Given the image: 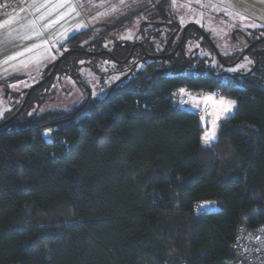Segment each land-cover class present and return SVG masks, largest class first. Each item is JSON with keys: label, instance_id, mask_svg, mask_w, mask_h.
<instances>
[{"label": "trees", "instance_id": "trees-1", "mask_svg": "<svg viewBox=\"0 0 264 264\" xmlns=\"http://www.w3.org/2000/svg\"><path fill=\"white\" fill-rule=\"evenodd\" d=\"M168 4L146 19L153 34L172 21ZM198 66L149 67L89 111L53 115L51 143L35 124L52 119L29 114L47 85L34 90L0 128V264L232 263L239 223L264 225V56L239 85L220 86L221 70ZM179 86L237 99L212 145L202 146L200 116L172 105ZM205 200L218 209L195 214Z\"/></svg>", "mask_w": 264, "mask_h": 264}, {"label": "rangeland", "instance_id": "rangeland-1", "mask_svg": "<svg viewBox=\"0 0 264 264\" xmlns=\"http://www.w3.org/2000/svg\"><path fill=\"white\" fill-rule=\"evenodd\" d=\"M163 1L165 0H104L102 3L97 0H47L43 8L24 11L25 13L18 9L7 12L0 8V122L17 106L18 99L9 93L27 90L41 81L48 66L66 50L77 44L88 50H102L111 48L114 42L121 39L137 38L139 28L145 24L146 19L155 18V9ZM184 1L170 0L168 6L170 12H173L171 16L180 25L196 23L205 29L227 57L236 55L239 47L245 45L238 33L239 29L252 32L256 39L264 37V0H249L248 11L238 13L241 14V19L228 13L229 18H225L224 11L219 5L215 6L214 0H199L197 3H192V0ZM252 24L257 27H251ZM148 31L149 28L146 33ZM74 34H78L79 38L71 43L69 39ZM148 38L149 42L153 39L150 36ZM157 42L156 40L153 44L160 49L161 45ZM253 54L246 55L237 65L225 69V72L239 76L248 73L255 64ZM71 60L64 64L66 68H71L55 73L39 96L43 100L29 114H36L38 117L46 113L52 119L53 115L63 113L61 120L72 119L84 106L89 111L103 99L118 78L119 74L113 72L115 63L106 57L81 55L74 56L73 62ZM241 65L246 67H240ZM93 93L96 95L93 96ZM209 96H212V100L206 99ZM187 98L186 109L197 114L204 105H210V118L200 117L204 128L202 136L212 127L213 112L219 111L220 99L234 102L230 111L222 113L217 121V141L221 125L235 112L237 99L223 94L216 95L205 89L188 90ZM84 114L78 115L77 121ZM58 120L35 124L41 126L40 135L48 143L55 140L53 127L57 125L51 128L47 124L58 123ZM215 141L207 145L210 146ZM202 145L206 146L203 142ZM216 206L218 209L217 204Z\"/></svg>", "mask_w": 264, "mask_h": 264}, {"label": "flooded vegetation", "instance_id": "flooded-vegetation-1", "mask_svg": "<svg viewBox=\"0 0 264 264\" xmlns=\"http://www.w3.org/2000/svg\"><path fill=\"white\" fill-rule=\"evenodd\" d=\"M147 25H149V27L152 26L150 22L146 21V23L139 28L137 38L133 40L121 39L120 41L114 42L111 48L102 49V50H107L108 52L102 53L100 55H94V56L90 55L95 58L106 57L109 61L115 63V68L113 72L119 74L117 80L113 82L110 89H108L107 95L103 99H105L115 87L129 83L133 79L134 75H136L138 72L141 71L149 72L152 69H147V68L155 67L157 65H160L161 63H164L169 67L171 65V62H179V63L183 62L185 64H190L193 62L194 64L200 65L197 67V70L207 69L209 72L212 73H215L217 70H221L222 74H220L219 76L227 75L230 78L232 77L234 82H237L236 76L239 75L228 74L227 72H225V69L237 65L241 60L244 59L246 55L254 53L253 55H255V64L253 68L250 71H248V73H252L260 65L261 59L264 56V55H260L259 57H257V55L255 54L259 50H264V41H263L254 45L235 65L226 66L220 61L210 41L200 30V28L202 27H200L196 23L190 25L185 31V36L182 46H179V44L183 38L184 25H180L179 23H177L175 21V18H173L172 21L160 22L159 26L161 27L160 29L161 31L159 32L160 34L158 35L153 34L152 32L153 30L148 31V33H146L147 29L149 28L147 27ZM204 31L206 30L204 29ZM163 33L165 34L164 37H163ZM206 33L210 37V34L207 31ZM238 33L242 36L243 40L245 41V45H241L239 47L238 53L234 56L227 57L226 55H224L219 50L218 45L212 40L216 45L217 49L219 50L221 56L228 64H231L234 61L238 60L243 54V52L246 50V48L252 42L260 39V38L256 39V37L252 35V32L248 33L244 30L239 29ZM148 36L153 38L150 42ZM156 40L158 41L157 43H160L161 45L160 49L153 44V42H156ZM76 47H81V45L79 44ZM97 51H101V50H97ZM83 55H88V54H83ZM155 55L163 56L164 58H155L154 57ZM94 63L97 62L94 61ZM256 63L258 64L256 65ZM60 66L61 64L58 66L56 72L59 69H61ZM69 68L71 67L69 66L68 68L62 67V69H69ZM174 70L170 69V71L166 73H171ZM184 70L185 69H183V71ZM49 71L50 70H47L43 77H46ZM52 78L45 85H48L49 82L52 80ZM9 94L15 96L18 99L16 105L21 106V104L24 101L26 92L22 90L21 92H17V93L10 92ZM7 96L9 95L7 94ZM103 99H100V101ZM21 113L17 117H19ZM3 120L5 119H2V121Z\"/></svg>", "mask_w": 264, "mask_h": 264}, {"label": "built area", "instance_id": "built-area-1", "mask_svg": "<svg viewBox=\"0 0 264 264\" xmlns=\"http://www.w3.org/2000/svg\"><path fill=\"white\" fill-rule=\"evenodd\" d=\"M26 0H0V8L10 12L22 7ZM218 82L220 86L226 84H235L232 77L227 75L218 76ZM236 85H239L236 83ZM143 86L141 84L137 85V90L141 91ZM180 89L185 91L182 93ZM188 88L184 86H179L173 88L169 92V98L172 101V105L176 108H186L188 98L187 92ZM216 95L222 94L221 87L213 91ZM198 115L202 118L209 119L210 105L207 103L198 111ZM57 126L53 127L57 130ZM59 140L58 137H55ZM64 141V139H60ZM217 206L214 201L205 200L200 201L195 207V214H201L204 211H215ZM231 251L234 254V259L231 264H264V225L260 227L250 226L246 223H239L236 228V232L233 240L229 244Z\"/></svg>", "mask_w": 264, "mask_h": 264}, {"label": "water", "instance_id": "water-1", "mask_svg": "<svg viewBox=\"0 0 264 264\" xmlns=\"http://www.w3.org/2000/svg\"><path fill=\"white\" fill-rule=\"evenodd\" d=\"M146 23V21L144 22ZM193 23H189L187 25L184 26V30H183V38L179 44V46H182L183 40H184V36H185V31L187 30V28L192 25ZM144 25V24H143ZM142 25V26H143ZM200 30L203 32V34L207 37V39L210 41L211 45L213 46V48L215 49L220 61L226 65V66H232L235 65L239 60H241V58L256 44L263 42L264 41V37L252 42L247 48L246 50L243 52V54L241 55V57L234 61L231 64L226 63V61L224 60V58L221 56L219 50L217 49L216 45L214 44V42L212 41V39L209 37V35L206 33V31H204V29L200 28ZM108 52L107 50H101V51H90L87 50L85 48L82 47H74V48H70L68 50H66L64 53H62L58 59L56 61H54L53 63H51L47 70H50L49 73L47 74L46 77H44L41 81L35 83L34 85H32L29 89L24 90V92H26L25 94V98L23 103L21 104L20 108L9 118L3 120L0 122V128L5 127L6 125L10 124L14 119L17 118V116L22 112V110L24 109L25 105L27 104L31 94L34 92V90H36L38 87L46 84L54 75V73L56 72L58 66L69 56L76 54V53H83V54H88V55H100L102 53ZM257 55V57H259L260 55H264V50H259L258 52L255 53ZM155 58H164L163 56H154ZM258 63H256L257 65ZM170 71V69L166 68L163 69L162 72H168ZM249 74V73H248ZM247 75V74H246Z\"/></svg>", "mask_w": 264, "mask_h": 264}, {"label": "crops", "instance_id": "crops-1", "mask_svg": "<svg viewBox=\"0 0 264 264\" xmlns=\"http://www.w3.org/2000/svg\"><path fill=\"white\" fill-rule=\"evenodd\" d=\"M46 1L47 0H26L24 5L20 8H18V11H21L24 12V11H34L36 9H41L44 7V5L46 4ZM97 1H100V2H104V0H97ZM183 1V0H182ZM191 1V0H190ZM193 1V2H192ZM191 2L192 3H197V0H192ZM253 1V0H251ZM249 0H214V3H215V6L219 5V8L222 9V11H224V16L225 18L228 17L229 18V15L228 14H231L232 16H236L237 18L236 19H241L239 16L238 13L239 12H243V10H246L248 11V5H247V2H251ZM170 2V0H169ZM184 2H189V0H185ZM225 3V4H222V3ZM201 3V2H200ZM104 6V5H102ZM17 10V9H16ZM25 13V12H24ZM228 13V14H227ZM257 17H261L259 16L258 14H255ZM248 18V17H246ZM263 18V17H262ZM261 18V19H262ZM264 19V18H263ZM216 142V141H215ZM213 142V143H215ZM202 143V142H201ZM212 143V144H213ZM203 146V145H202ZM208 145L204 146V147H207Z\"/></svg>", "mask_w": 264, "mask_h": 264}, {"label": "snow or ice", "instance_id": "snow-or-ice-1", "mask_svg": "<svg viewBox=\"0 0 264 264\" xmlns=\"http://www.w3.org/2000/svg\"><path fill=\"white\" fill-rule=\"evenodd\" d=\"M197 2H199V0H197ZM251 27H257L256 24H252L250 25ZM248 63H252V61H248ZM240 67H246L245 65H241ZM231 71H235L236 69H230ZM180 91L183 93L185 90L184 89H180ZM96 93H93V96H95ZM207 100H212V96H209L206 98ZM232 104H234L233 101H226L223 98L220 99V101L218 102V107H219V111L213 112V116L214 119L211 121L212 127L211 129L207 130L204 132V135L202 136V142L207 145L209 144L211 141H215L217 139V134H216V128L218 127L217 125V121L220 118V115L222 113H226L228 111H230V108L232 106ZM203 119V117L201 118ZM49 132H51V129L48 130Z\"/></svg>", "mask_w": 264, "mask_h": 264}]
</instances>
